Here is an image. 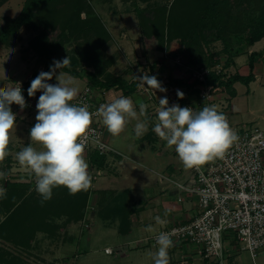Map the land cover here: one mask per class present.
Segmentation results:
<instances>
[{"label":"rangeland","instance_id":"374dc122","mask_svg":"<svg viewBox=\"0 0 264 264\" xmlns=\"http://www.w3.org/2000/svg\"><path fill=\"white\" fill-rule=\"evenodd\" d=\"M24 1L20 0L19 4L13 3L14 5L12 4L11 9H6V11L10 10V12L3 11V13L5 12L11 16L19 13V8H23ZM151 2V4H148L149 11H145L143 15L136 11L137 6L147 5L140 0H94L93 4L110 36L109 41L103 46L105 48L104 53L113 58V63L107 69L129 83H136L135 90L132 92H135L136 95L130 93L127 97L133 101L138 118L129 119L124 132L118 137H113V141H111L113 145L115 143L121 145L123 153L128 155V158H123L127 166L122 167V171L125 172L126 177L119 179L120 184L123 187H132L130 204L138 205L140 203L143 205L150 200L149 203L156 208H160L166 219L173 216L179 219L182 213L196 214L198 212L197 196L178 188L176 185L177 182H188L192 169H186L183 166L174 148L167 147L166 142L160 140L152 131V128L156 123L155 110L159 107L160 98L166 96L169 106H172L176 101H184L185 99V96L183 99L177 96L175 86L182 89L181 92L184 94L189 90L193 98L196 94V89L200 85L195 84L193 87H187L171 83L164 87L166 92H160L147 88V85L143 88L139 87V81L135 77H142L147 74L155 76L162 83H169L170 79L173 78L192 83L196 79L199 80L197 77L198 73L205 76L211 70L224 72L226 77L238 72L240 69V73L245 74L247 71L246 67H248L247 57H249V54L248 51V55L245 54L246 52L242 53L235 57L237 63L234 62L226 67L227 55L222 50V41L215 40L211 42L209 48L204 45V52L207 57L210 50L215 53L212 57V63L194 64L190 62V52L182 40V34L179 29H172L169 32L165 30L163 33L160 25L159 30H152L150 27V24L152 25L154 20H156L154 12L150 9L152 5L170 3L171 0H151ZM18 5L19 8H16ZM82 16L84 17L85 13H82ZM3 20L0 21V24L4 22ZM144 26L151 31H145V33L143 31ZM55 33L56 29L50 30L53 41L56 40ZM33 35L34 32L32 30L30 32L22 27L19 32L21 38H17L10 46L0 44V71H2V74L0 73V88H13L16 79H21L23 82L34 71L45 68L48 59L42 58L43 56H40L39 52L35 51L34 47L29 44V40ZM263 46L264 38L254 45V49L261 50ZM78 50L77 42H71L64 45L63 48L61 47L54 51V53L48 52L52 57L49 62L63 61L65 58L70 60ZM257 62H259L257 64L259 68H264L262 59L258 58ZM91 68L90 66L86 67L84 64L79 66L78 70L82 72V70H92ZM57 70L59 71L58 75L60 71L63 73L62 79L65 76L64 80L70 79V84L74 86L76 84V88L81 86L82 82L78 79L76 80L74 75H70L63 69ZM259 73H262V70ZM261 77L264 82V74H261ZM6 78L8 81L5 80ZM214 87L217 88L214 91L216 97L213 102L217 109L228 113L232 125L235 121L244 122L238 131H241L244 127L255 126L264 129L263 84L257 85L251 81L248 85L238 81L234 84L236 95L232 98H229L228 90L224 86L215 85ZM110 89L116 91L119 88L111 87L106 91ZM41 94L42 91L36 92L34 97L36 100L34 102H38ZM142 98L145 100L144 103L148 105L146 117L139 116V103L137 101L143 102ZM231 99H233L232 106L230 105ZM236 105L241 108V113L239 114L234 112ZM23 112H26V109L21 110L14 106L13 113L16 114V119L18 120H16V127L10 133V141L14 137L20 136V138L24 139L30 136L24 126V122L21 120ZM144 120H147L148 131L137 138L134 133L135 124ZM100 122L103 129H106L101 117ZM17 139L19 141V138ZM17 146H20L18 150L8 148V152L13 154V163L10 164L13 168L10 171H7L8 162L6 160L0 162V172L6 174V178L0 179V194L7 190V181H15L32 182V186L28 191V194L31 195L36 193L35 177L30 172V169L29 171L25 170L26 167L21 166L16 160L17 152L23 149L21 141L18 142ZM37 149L39 150V146H37ZM85 159L86 161L88 160L90 166V157H85ZM96 171L94 169V175H91L93 178L101 175V172L97 173ZM94 184L99 185V181H95ZM179 197L181 198L180 200ZM107 204L109 203L104 201V204L98 206H88L86 217L83 221L69 222L64 228L60 229L59 234L55 238L49 237L43 232H38L34 239L31 240L28 248L16 246L11 242H5L0 239L1 247L10 251L15 258L21 259V262H18L15 258L12 260L11 256H7V264H154L153 256L158 246H151L150 244L138 246L135 241L139 237L151 234L153 230L146 231L144 229L149 224L146 223L142 231L138 229L139 227L132 228V231L131 228L128 229V233L131 231L128 235L129 237L126 236L127 233L126 235L119 233L117 231L119 218L114 221L111 218L112 212L103 209L104 205ZM194 205L196 206L193 208ZM153 206L150 208H153ZM1 208L0 205V210ZM12 210L10 209L8 212ZM4 218L5 214L1 215L0 220ZM93 219L95 222L92 224L91 221ZM134 222L138 223L140 221L135 219ZM170 223H175V220ZM152 227L154 226H151V229H153ZM123 228L128 227L123 226ZM222 238L228 264H264V252H261L264 247L259 250L258 256L253 261L249 251L241 247V243L237 241L234 234L223 233ZM119 245L122 246V253H126V255L117 252L112 254L105 252L106 246L114 248ZM172 249L173 251L170 249L171 252H168L169 264H203L196 254L193 255V258L185 260V253H193L195 251L193 244L186 245L185 250L180 247ZM179 252L183 253L184 257L182 259ZM182 260L185 261L182 262ZM0 264H5V262L0 260Z\"/></svg>","mask_w":264,"mask_h":264},{"label":"trees","instance_id":"16d2710c","mask_svg":"<svg viewBox=\"0 0 264 264\" xmlns=\"http://www.w3.org/2000/svg\"><path fill=\"white\" fill-rule=\"evenodd\" d=\"M2 1L0 0V3ZM140 1L147 4L136 7V11L143 15L145 11H149L148 4L152 2ZM93 2L94 0H25L18 15L4 18V22L0 24V44L10 46L17 38H21L19 32L23 27L34 32L29 40L30 46H33L42 58L48 59L43 70L34 71L23 83L22 94L25 98L29 97L27 89L31 81L40 72L50 71L53 66V61L49 62L52 57L48 52L54 53L74 41L77 42L79 50L70 59V65L62 68L63 70L72 75L85 76L89 84L106 90L117 87L126 94L135 90V82L129 83L107 69L113 63V58L104 53L103 46L110 36ZM150 9L156 16L154 23L150 24L151 29L159 30V25L163 33L165 30L169 32L179 29L190 52V62L194 64L213 62L215 53L209 49L207 57L204 52V47L209 48L212 41H222V50L227 55V67L235 62V57L244 53L245 47L252 46L264 38V0H171L170 3H158L156 6L153 4ZM82 13H85L84 17ZM143 28L144 32L151 31L146 26ZM53 29H56L55 41L50 35V30ZM257 58L264 61V48L249 54L247 74L236 72L226 77L224 72L211 70L204 81L187 83L185 80L174 78L170 79L169 83L158 81L162 87L171 83L187 87H193L195 84L220 85L228 90L229 98H232L236 95L234 83L239 81L249 84L255 79L254 62ZM84 64L86 67H92V70L79 71V66ZM14 106L16 107V104L10 106L12 111ZM89 157L91 168L104 170L108 165L106 154L92 151ZM7 166L9 168L10 164L7 163ZM31 186L32 182H6L7 190L0 194V214H5V218L0 220L1 240L28 248L38 232L55 238L60 229L69 222H81L86 217L90 188L70 195L67 188L55 187L52 198L42 204V197L37 192L28 194ZM123 193L127 199V192ZM108 200L116 201V195L107 190H100L97 206L104 204V201L109 203ZM113 201L104 205L103 209L112 212L111 218L120 217V222L122 219L126 220V223L120 224L119 230L128 233L131 228L129 216L139 208L134 206L124 209L120 203ZM10 209L13 210L8 212ZM7 256H11L12 260L15 258L10 251L0 246V260L5 264L8 263ZM15 259L21 262L20 258V261Z\"/></svg>","mask_w":264,"mask_h":264},{"label":"clouds","instance_id":"9594fccd","mask_svg":"<svg viewBox=\"0 0 264 264\" xmlns=\"http://www.w3.org/2000/svg\"><path fill=\"white\" fill-rule=\"evenodd\" d=\"M70 65L69 58L54 61L48 72H40L31 81L27 89L29 97L42 91L36 104V123L30 130L31 143L17 152L18 163L31 170L35 177V191L42 197L41 203L50 200L53 188L65 187L70 195L88 190L92 185L89 165L84 157L88 137L94 133L91 128L93 117L100 116L103 125L113 137L124 132L129 119H137L133 101L121 96L110 103L101 104L95 113L89 111L87 104H73L79 90L70 87L71 81L62 79L63 73L56 76V84L52 80L56 69ZM139 87L166 92L155 76L144 74L135 77ZM17 87L0 88V162L9 155L10 133L16 127V114L11 105H18L23 110L27 104L19 84ZM180 99L184 93L177 91ZM148 105L139 102V116H147ZM148 131L147 120L135 124L134 133L137 138ZM152 131L166 146L174 148L180 162L186 169L199 170L207 162L223 157L239 139L230 127L225 114L218 111L215 105H205L196 111L179 104L169 106L167 97L159 99L156 112V123ZM40 146V150L33 147ZM6 178L0 172V179ZM157 223L163 224L159 217ZM151 231V227L147 229ZM158 249L153 256L154 264H169L168 250L173 247L170 233L161 232L156 237Z\"/></svg>","mask_w":264,"mask_h":264},{"label":"built area","instance_id":"2783aa9c","mask_svg":"<svg viewBox=\"0 0 264 264\" xmlns=\"http://www.w3.org/2000/svg\"><path fill=\"white\" fill-rule=\"evenodd\" d=\"M206 75L198 73L197 77L204 81ZM26 80L22 82L21 79H16L14 87L19 84L23 90ZM216 88L200 84L197 89L194 88L196 94L193 98L188 90V95L186 92L184 94V101H176L175 104L196 111L205 105H214ZM175 90L177 94L182 89L175 86ZM105 92L106 89L87 83L72 103L87 104L89 111L95 113L101 104L106 103L103 98ZM34 97L25 98L27 106L24 109L34 104ZM16 108L21 109L18 105ZM222 113L226 115L231 127L228 113ZM91 128L94 133L88 137L84 157H88L92 151L100 154L111 152L113 149L105 137L100 116L94 115ZM236 134L239 139L223 157L207 162L199 170L192 169L188 182L176 183L178 188L197 196L198 212L187 221L164 227L135 240L138 246H158L156 237L161 232L170 233L173 241L170 249H183L186 245L193 244L195 251L189 256L193 258L196 254L203 264H228L223 233L234 234L241 247L248 250L252 258L264 247V129L257 126L244 127ZM105 252L122 253V246L106 247Z\"/></svg>","mask_w":264,"mask_h":264},{"label":"crops","instance_id":"0c3cea01","mask_svg":"<svg viewBox=\"0 0 264 264\" xmlns=\"http://www.w3.org/2000/svg\"><path fill=\"white\" fill-rule=\"evenodd\" d=\"M19 1L20 0H3L1 3H0V21L1 20H3L6 16H10V17H14V16H16V15H18L19 13H20V11H21V9L19 8V5H18V7H16V8H19V13H17V14H15V15H13V16H11V15H8L7 13H3V11H6V9H11V6H12V4L13 3H17V4H19ZM24 1V0H23ZM23 3V2H22ZM14 5V4H13ZM5 9V10H4ZM6 12H10V10H7ZM3 13V14H2ZM260 41V40H259ZM258 42V41H257ZM256 42V43H257ZM255 43V44H256ZM255 44H253L252 46H249V47H245V51L244 52H246L245 54L246 55H248V54H250L252 51H260V50H257V49H254V45ZM264 48V46L261 48V50ZM247 51H248V54H247ZM248 58V67H246V69H247V71L249 72V57H247ZM258 59V58H257ZM257 59L255 60V62H254V71H255V79L252 81V82H255L257 85H264V82H263V78L261 77V74L263 75L264 74V68H259L258 67V63L259 62H257ZM235 63H237V60L235 59ZM241 70V69H240ZM240 70L238 71L239 73H240ZM260 70H262V73H259V71ZM245 72V74H247L248 72ZM58 70H56L55 71V74H54V76H53V79L52 80H49V81H47V83H50V84H56L58 81L56 80V76H58ZM0 73L2 74V71H0ZM69 73V72H68ZM70 74V73H69ZM241 74H244V73H241ZM9 75V74H8ZM70 75H72V74H70ZM2 76V75H1ZM2 77H4V76H2ZM11 77V76H10ZM29 77V76H28ZM65 77V76H64ZM64 77H63V79H64ZM74 77H75V79L77 80H80L81 82H82V84H81V86H79V88H78V90H79V92L86 86V84L88 83V80H87V78L85 77V76H76V75H74ZM5 80H7V78L5 79ZM9 80H12V79H9ZM8 81V80H7ZM67 81H70V79L69 80H67ZM237 83V82H236ZM251 83V82H250ZM249 83V84H250ZM79 84V85H80ZM235 84V83H234ZM248 84V85H249ZM69 86L70 87H75L76 86V84H75V86L74 85H72V84H69ZM3 89H5L4 87H2ZM247 93H248V90H247ZM133 95H136L135 94V92L134 93H132ZM128 95H130V94H126V93H124L123 92V90L122 89H117L116 91H113L112 89H110V90H108V91H106L105 93H104V95H103V98H104V100L106 101V103H110V102H112L114 99H116V98H119V97H121V96H128ZM38 99V98H37ZM143 99V98H142ZM138 103L139 102H141V101H137ZM143 102H145V100L143 99ZM38 102L36 101V102H34V106L32 105V107H30V108H28V109H26V112H23V114H22V121L24 122V126H25V128H26V130L30 133V130H31V128L35 125V123H36V119H35V117H36V115L38 114L37 113V108H36V104H37ZM232 103H233V99H231V101H230V105L232 106ZM235 103V102H234ZM234 112L236 113V114H239V113H241V108L239 107V106H237L236 105V108H234ZM16 120H18V119H16ZM17 122V121H16ZM244 124V122H240V121H235V123H233V125L231 126L232 127V129L234 130V131H238L240 128H241V125H243ZM25 129H24V131H26ZM235 132V133H236ZM105 137H106V139L108 140V142H109V144H110V146L112 147V151L111 152H109L108 154H106L107 155V167L104 169V170H97L96 172L97 173H99V172H101V175L100 176H96V177H92L94 174V168H91L90 166H89V168H88V171H89V173H90V175H92L91 177H92V185H91V187H90V189H91V192H90V196H89V200H88V206L90 207V206H94V205H97V200H98V192L100 191V190H107L108 192H111L113 195H116V201L114 200H112L113 202H115V203H120L121 205H122V207L125 209V208H131V207H134V206H136L137 208H139V209H137V210H135L130 216H129V218H130V222H131V231H132V228H136V227H139L138 229H140L141 231H142V229H143V226H145L146 225V223H148L149 225L147 226H145V230L147 231V229L149 228V227H151V226H154V227H152L153 229V231L151 232V234L152 233H154V232H156V231H158V230H160V229H162V228H164V227H167V226H171V225H173V224H175V223H178V222H184V221H187V220H189V219H191L195 214H189V212L187 213V214H185V213H182V215L179 217V219H176V217L175 216H173V217H170V218H168V219H166L165 218V215H164V213L161 211V209L160 208H156L155 206H153L151 203H149L150 202V200L147 202V203H144L143 205H141L140 203L138 204V205H135V204H130L129 203V201H130V196H131V194H132V187H123L121 184H120V180L119 179H122V178H125L126 177V174H125V172H123L122 171V167H125V166H127L126 165V162H124L123 161V158L125 157V158H128L127 156V154H125V153H123V151H122V149H121V145H119V144H114L113 145V143L111 142V141H113V136L110 134V133H108V131L105 129ZM17 138H19V141H18V139ZM17 140V141H16ZM16 141V142H15ZM21 141V143L23 144V148L24 147H26V146H28V144H30L31 143V140H30V136H29V138H20V136L19 137H14L11 141H10V145H9V147L8 148H11V149H14V150H18L19 149V147L20 146H17L18 145V142H20ZM112 144H111V143ZM33 147H36L37 148V146H39V145H37V144H33L32 145ZM10 149V150H11ZM39 150H40V146H39ZM263 159H264V156H263ZM5 160L9 163V164H12L13 163V154H12V152L11 153H9V155L5 158ZM87 163H88V160H87ZM88 165H89V163H88ZM13 167L12 166H10L9 168H8V166H7V171H10L11 169H12ZM25 170H27V171H29V169L28 168H25ZM96 170V169H95ZM30 172H31V170H30ZM32 173V172H31ZM125 174V175H124ZM33 175V174H32ZM94 180V181H93ZM95 181H99V185H95L94 184V182ZM127 192V199H126V197H125V193H123V192ZM121 197V198H120ZM109 201V200H108ZM111 200L109 201V203H111L112 202ZM127 201V202H126ZM125 204L127 205L126 207H125ZM153 206V208H150V207H152ZM196 205H194L193 206V208L195 207ZM155 211H156V214H155ZM136 216H138L137 218H136ZM156 217H159L162 221H164V223L163 224H161V223H157V221H156ZM117 218H119V221L117 222V231L119 232V233H122V234H125L126 235V233H123V232H121L120 230H119V226H120V224L122 225L123 223H126V220H124V219H122V222H120L121 220H120V217H116V218H112L114 221H116L117 220ZM135 219H137V221L139 220L140 222H138V223H135L134 222V220ZM175 220V223H170V222H172V221H174ZM92 222V224L95 222L94 221V219L91 221ZM125 225V224H124ZM143 229V230H144ZM131 231L129 232V233H127V235L126 236H128L130 233H131ZM124 235V236H125ZM129 237V236H128ZM140 238V237H139ZM139 238H137V239H139ZM137 239H135V240H137ZM107 247V246H106ZM157 247V246H156ZM175 249H177V248H175ZM172 251H173V249H171ZM183 250H185L184 248H183ZM182 250V251H183ZM168 252H171L170 251V249L168 250ZM262 253L264 252V250L263 251H261ZM180 254H181V259L184 257L183 256V253H181V252H179ZM123 254V253H122ZM189 254L190 253H185V260H187L188 258H190L191 259V256H189ZM258 254H259V251L257 252V254H256V256L255 257H257L258 256ZM123 255H126V253H124ZM188 255V256H187ZM255 257H253L252 258V256H251V258L253 259V261H255ZM185 260H182V262H184ZM236 264V263H235Z\"/></svg>","mask_w":264,"mask_h":264}]
</instances>
